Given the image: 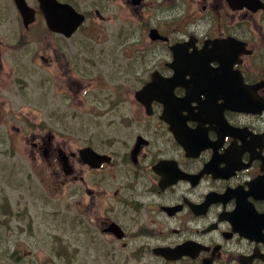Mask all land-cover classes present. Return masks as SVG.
<instances>
[{"label":"flooded vegetation","instance_id":"flooded-vegetation-1","mask_svg":"<svg viewBox=\"0 0 264 264\" xmlns=\"http://www.w3.org/2000/svg\"><path fill=\"white\" fill-rule=\"evenodd\" d=\"M55 1L83 16L68 37L46 27L38 0H0L6 82L31 81L21 73H37V57L25 50L45 38L44 81L66 84L91 57L111 64L128 103L93 110L95 129L77 138L30 137L29 161L40 153L61 191V264H264V0H96L92 15L77 9L84 0ZM90 16L131 40L86 52L74 38ZM16 188L8 206H36V184ZM0 224L14 242L5 260L49 264L34 221L6 211ZM33 234L34 248L18 243Z\"/></svg>","mask_w":264,"mask_h":264},{"label":"rangeland","instance_id":"rangeland-1","mask_svg":"<svg viewBox=\"0 0 264 264\" xmlns=\"http://www.w3.org/2000/svg\"><path fill=\"white\" fill-rule=\"evenodd\" d=\"M95 2L96 0H84L77 9L81 13L92 15ZM119 15L122 18L127 16L125 11L120 12ZM83 25V29L74 39L81 36L80 41L85 44L86 52H89V49L95 51L108 49L109 43H124L130 39V34L119 36L116 33L117 26L112 21L98 24L90 16ZM97 25L100 26L98 31L94 28ZM39 31L36 27L34 34L39 35ZM47 42L48 40L44 38L40 43H30L29 48L25 50L29 57H32L34 53L37 57L35 61L37 73L32 70L21 73V76L31 81L6 82L4 71H0V213L13 211L26 224L34 221V231L39 235L47 234L45 248L41 247L44 258L49 264H61L60 255L57 254L60 251L59 246L62 245L60 240L63 241L61 191L60 187L56 188L48 182L50 174L45 169L44 163H41L40 153L34 150L36 164L29 161L32 149L30 137L31 135L43 137L51 134L54 142L58 144L62 143L68 135L77 138L81 131L92 132L95 129V122L98 118L93 114V110L106 111L112 105L121 107L128 103H125L120 95L114 92L113 87H124L125 83L108 76L111 64L96 62L91 57L85 60L83 72L80 74L74 71V79L66 84L61 86V83L54 77L51 82L44 81L45 68L39 57H46ZM139 84L140 82L128 83L131 91L137 89ZM47 87H51L49 100L45 98ZM10 150L14 151L13 157H9ZM24 176L36 184V206L30 208L17 205L8 206L6 202L17 201L19 189L16 185ZM26 198L30 201L28 196ZM48 214L51 215L50 221ZM38 223L49 224L46 229ZM2 226L0 224V264H38L36 262L41 258L33 254L27 256L25 252H18L20 256L15 255L16 259H4L5 252L9 251L8 247H14V242L2 239L4 236ZM12 238L13 236L9 239ZM35 239L36 236L33 234L29 241L19 238L18 243L34 248L38 244ZM27 250L30 251L32 248H27Z\"/></svg>","mask_w":264,"mask_h":264},{"label":"water","instance_id":"water-1","mask_svg":"<svg viewBox=\"0 0 264 264\" xmlns=\"http://www.w3.org/2000/svg\"><path fill=\"white\" fill-rule=\"evenodd\" d=\"M38 2L39 10L44 18L46 27L56 33H61L65 37H68L83 22V16L65 3H58L55 0H38ZM19 10L23 13L21 7H19ZM138 93L136 92L135 95ZM89 159V164L91 165V158Z\"/></svg>","mask_w":264,"mask_h":264}]
</instances>
